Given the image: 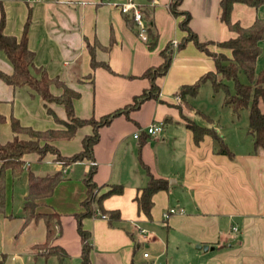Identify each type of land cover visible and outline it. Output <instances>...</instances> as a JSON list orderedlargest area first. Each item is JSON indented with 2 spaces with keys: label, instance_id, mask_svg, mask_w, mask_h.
I'll return each mask as SVG.
<instances>
[{
  "label": "crops",
  "instance_id": "0c3cea01",
  "mask_svg": "<svg viewBox=\"0 0 264 264\" xmlns=\"http://www.w3.org/2000/svg\"><path fill=\"white\" fill-rule=\"evenodd\" d=\"M120 1L0 0L4 33L21 38L28 23V46L35 52V65L79 92L74 100L77 117L100 119L124 110L99 128L93 159L62 166L50 153L42 160L38 153L24 156L26 169L36 174L62 170L65 175L51 196L39 200L37 208L60 214L61 233L54 244L65 249L70 264H80L83 244L75 213L83 210L85 178L94 168L93 180L105 185L102 191L115 184L122 185L124 191L102 203L107 210H119L120 219L112 223L107 215L83 219V227L90 233L93 264H264V150L255 148L246 125L237 127L234 121L224 135L223 129L212 123L233 151V158L217 153V143L209 135L195 143L188 120L203 126L208 122L197 120L199 115L191 102L194 96L177 94L182 86L195 83L214 69L211 56L193 40L185 41L189 32L181 23L186 16L189 29L199 41L210 43V51L231 56L230 50L217 45L237 35L221 19V0H181L178 15L172 11L174 0H136L146 25L156 34L152 48L140 37L136 22L121 12ZM257 18L264 19V4L233 5L232 22L248 27ZM259 45L258 71L264 69V38ZM91 48L101 65L93 66ZM164 50L171 53L167 72L154 79L145 75L164 63ZM0 70L13 72L2 50ZM22 89L0 78V114L7 118L13 114L22 125L34 129L63 128L47 114L41 98L37 111H32L26 99L37 100V96L30 89ZM50 89L55 95L63 92L56 85ZM147 91L153 96L141 98ZM137 100L140 103L134 107ZM49 106L59 118L66 119L64 105ZM153 122H162L163 130L149 134L147 127ZM92 133L93 126L86 125L73 138L55 144L62 155L71 156L83 149V138ZM14 135L9 121L0 122L1 143ZM91 161L96 164L91 165ZM150 174L169 182L167 190L154 195L152 219L139 211L135 199ZM7 186L6 211L0 213V255L6 257L3 264H61L57 255L35 248L47 237L44 220L25 224V219L17 216L27 192L26 179L13 186L8 170ZM171 208L177 211L165 217ZM135 225L145 232L136 230ZM156 226L165 233L158 232ZM141 248L144 260L137 257Z\"/></svg>",
  "mask_w": 264,
  "mask_h": 264
},
{
  "label": "trees",
  "instance_id": "16d2710c",
  "mask_svg": "<svg viewBox=\"0 0 264 264\" xmlns=\"http://www.w3.org/2000/svg\"><path fill=\"white\" fill-rule=\"evenodd\" d=\"M181 0H174L172 11L179 14L177 6ZM243 3L252 7L264 4V0H221V19L226 22L230 30L237 35L228 40L217 42L223 49L231 51V56L225 52H213L208 48L209 42H201L197 36L189 29L188 16L181 23L183 28L188 30L189 35L185 39L193 40L195 45L212 57L214 69L204 73L195 83L182 86L178 95L185 97L186 94L195 96L201 85L210 83L215 92L223 91L225 106H229L234 116H239L241 111L248 110L247 131L253 138L255 148L264 150V69L258 71L256 68L257 59L261 53L259 42L264 38V19L257 18L248 27H243L239 22H232L231 12L235 3ZM132 19L128 22L132 25ZM5 16L2 15L0 21V50H2L8 60L12 63L13 72L11 74L0 70V78L7 84L15 88L29 87L33 96H39L46 104L47 111L54 116L55 121L63 128H48L45 130L34 129L31 126H24L13 114L7 118L0 114V122H10L14 132V137L5 142H0V213L5 214L7 205V171L10 170L14 183L21 179H26L27 192L25 194L22 212L17 215L25 219V224L31 220L43 219L47 229L46 240L35 245L39 252L45 254H55L61 264H70L69 255L65 249L57 244L55 240L61 233L60 214L57 212L45 213L38 211L39 200L47 198L53 194L56 185L64 179L62 170H57L53 174L40 175L32 169H26L24 156L29 153H38L42 160L47 154L55 155V160L62 162L63 166H68L84 159H93V147L99 141V128L108 125L115 116L124 110L102 116L100 119L79 118L74 112V100L79 97V92L68 87L59 77H50L44 67L35 65V52L28 46V23L21 38L6 35L4 33ZM148 45L152 48L156 44V34L147 25ZM92 64L94 67L101 65L94 57V50L91 48ZM165 61L159 67L149 69L145 75L153 79L161 74H165L171 64V53L163 51ZM245 74L248 82H243L240 78ZM56 85L63 88L60 95H55L51 91V86ZM155 89V86H153ZM153 96L149 91L143 93L141 98ZM62 104L66 110V119L59 118L48 103ZM136 101L134 107L139 105ZM199 113H203L198 110ZM209 120L210 117L207 116ZM92 125L93 133L83 138V149L71 156L61 154L55 141L60 139H71L77 130L83 126ZM187 127L193 132L195 143L199 144L206 135L211 136L217 143L216 152L225 154L233 158L234 153L224 141L223 136L213 127L200 125L196 121H188ZM28 135L23 138L20 135ZM95 169L92 168L87 177L86 197L82 201L83 210L75 213L78 222V231L82 240V253L80 264H93L90 256L91 243L90 233L83 227V219L96 215H107L109 222L120 219L119 210H107L102 206L105 198L113 194H122V185H109V189L102 191L105 185H98L93 180ZM169 182L162 177L149 175V181L136 196L138 209L145 216L152 219V208L154 206V195L161 190L168 189ZM12 216V214L10 215ZM5 255H0V264L5 261Z\"/></svg>",
  "mask_w": 264,
  "mask_h": 264
},
{
  "label": "rangeland",
  "instance_id": "374dc122",
  "mask_svg": "<svg viewBox=\"0 0 264 264\" xmlns=\"http://www.w3.org/2000/svg\"><path fill=\"white\" fill-rule=\"evenodd\" d=\"M240 78L243 82H248V78L246 77L245 74H241ZM27 89H30V88L25 86V87H23V89L21 91L24 92ZM30 91H31V89H30ZM223 99H224L223 91L221 90V91L215 92L213 90V87L210 85V83H207L206 85L200 87L198 93L191 99V102L193 103L194 107L197 109L196 114L199 115L197 117V120H199L200 122H203L205 124H207V122H208L207 127L215 128V126H216V128H218L219 130L223 129V135L226 134V131L230 127L229 126L230 123H232L233 121L235 122L237 127H243L244 125L248 126V110L245 109V110L241 111L239 116H234L232 109L229 106L224 105ZM40 101L41 100H40L39 96H37V100H32L30 98L26 99V102L29 103L28 106L34 112L37 111L36 110L37 104L42 103V101L41 102ZM49 104H51V103H48V105ZM198 110L204 111L207 115L210 116L211 120H209L206 116L201 115V113H199ZM46 112L48 114L47 110H46ZM200 115H201V117H200ZM188 121L190 122V121H194V120L189 119ZM212 123H214L215 126H213ZM27 137H28V135H27ZM59 164L62 165V162H59ZM156 227H157L156 230H158V232H164L165 233V230L161 226H156ZM137 237L138 236L136 235V238ZM142 250L143 249L141 248L140 252L137 253V257H138V255L140 256V258L142 257V252H143ZM149 251L152 252V248H149ZM142 259L144 260L143 257H142Z\"/></svg>",
  "mask_w": 264,
  "mask_h": 264
},
{
  "label": "built area",
  "instance_id": "2783aa9c",
  "mask_svg": "<svg viewBox=\"0 0 264 264\" xmlns=\"http://www.w3.org/2000/svg\"><path fill=\"white\" fill-rule=\"evenodd\" d=\"M118 7L127 16L131 17L137 24L139 35L140 37L147 41L148 40V33H147V25L144 20V14L139 6V4L136 2V0H121L118 3ZM178 42L174 41V45H177ZM163 130V123L162 122H153L147 127V132L149 134H156L159 131ZM139 134L136 133L135 137H138ZM95 161H91V165H95ZM177 209L171 208L167 212H165V217H169L170 214L175 213ZM183 211L182 209L180 210ZM136 226V225H135ZM136 230H138L141 233H144L145 230L141 229L139 226H136ZM149 253L144 252V257H148ZM152 264V263H149Z\"/></svg>",
  "mask_w": 264,
  "mask_h": 264
},
{
  "label": "water",
  "instance_id": "95a60500",
  "mask_svg": "<svg viewBox=\"0 0 264 264\" xmlns=\"http://www.w3.org/2000/svg\"><path fill=\"white\" fill-rule=\"evenodd\" d=\"M204 248H206V246Z\"/></svg>",
  "mask_w": 264,
  "mask_h": 264
}]
</instances>
